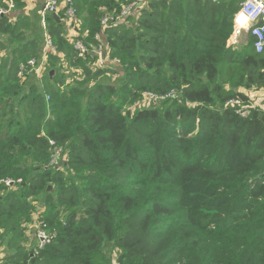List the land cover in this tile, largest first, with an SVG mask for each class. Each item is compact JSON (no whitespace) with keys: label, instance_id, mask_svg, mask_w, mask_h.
I'll use <instances>...</instances> for the list:
<instances>
[{"label":"trees","instance_id":"obj_1","mask_svg":"<svg viewBox=\"0 0 264 264\" xmlns=\"http://www.w3.org/2000/svg\"><path fill=\"white\" fill-rule=\"evenodd\" d=\"M72 1L76 35L47 16L42 91L16 75L41 44L0 18V264H264V51L229 45L244 0H147L105 27L132 0Z\"/></svg>","mask_w":264,"mask_h":264},{"label":"built area","instance_id":"obj_2","mask_svg":"<svg viewBox=\"0 0 264 264\" xmlns=\"http://www.w3.org/2000/svg\"><path fill=\"white\" fill-rule=\"evenodd\" d=\"M147 4V0H132L130 4L126 5L119 16L116 18L106 17L102 20L101 25L105 27L113 22L121 23L125 21L129 16H135L139 11H141ZM15 8V0H7L3 6H0V18L9 15V13ZM42 14L46 16L56 15L59 17L60 13L63 12L61 15L62 20H67L68 22H73V25L79 27V22L76 20V10L74 8V4L72 0H46ZM234 31L232 37L229 39V45L235 48L238 44V37L243 33H248L254 39V49L257 54H261L264 51V0H244L241 4L240 10L236 13L233 19ZM247 35V34H246ZM98 39V35L95 37ZM74 49L76 50V56L78 58L83 57L87 49L81 42H76L74 44ZM54 50L51 40L48 38L46 34V43L44 48L42 49V55L37 59H31L25 66H20L17 72V77L22 81H26L27 76H34L36 79H40L42 75L46 72L48 65H47V53H50ZM94 53L97 57L96 65L100 67L110 66L108 61L105 58V50L104 47L99 45L95 50ZM257 91L253 92L251 96L252 104L259 106V99ZM165 98H170V95L165 96ZM165 98H151L153 103L157 102V100H164ZM49 98H46V101ZM236 106H240L239 102L234 103ZM264 113V111L261 109ZM250 113L249 108L247 107H239L237 110V114L243 117H247ZM53 145V143H50ZM55 150L53 152V156L55 154ZM61 155V153H60ZM52 156V157H53ZM57 158L58 156L55 155ZM55 157H53L55 159ZM56 160V159H55ZM54 166H59L57 163ZM21 181L18 180L17 183ZM5 185L10 186L13 185L14 182L11 180H6ZM35 227L39 228V232L37 233L36 237V248L42 249L46 245L51 242V237L42 229L43 227L40 225H36ZM113 264H119L116 261Z\"/></svg>","mask_w":264,"mask_h":264},{"label":"crops","instance_id":"obj_3","mask_svg":"<svg viewBox=\"0 0 264 264\" xmlns=\"http://www.w3.org/2000/svg\"><path fill=\"white\" fill-rule=\"evenodd\" d=\"M6 1L7 0H0V2L2 3L0 6H3L6 3ZM45 2L46 0H15V8L9 13V15L5 16V19L7 20L9 24H11V26L22 27L23 29L27 28L29 30H35V34L29 35V37L31 38H28V37L26 38L30 41L35 39L38 44H41L40 57L42 55V49L44 48V45L46 43V34H47V30H46L47 16L42 14L43 13L42 10H43ZM59 20L60 22H57V23L63 26L62 33H64L65 36L71 37V36L76 35L78 31L77 30L78 27L76 28V26L73 25V22L62 20V18H59ZM77 21L78 22L80 21L79 22V26H80V23H82L81 19ZM21 31L24 32L25 34L24 30H21ZM243 34H244L243 39H245V36L247 37V35L245 33ZM243 39H240L238 37V44L233 49L237 50V48L239 47L241 48V46L245 44V42L242 43ZM102 44H104V39H102ZM44 78H45L44 74L42 75L40 79H36L34 76H27L26 82L28 80V83H25V86H28L29 83H34L37 89L39 91H42ZM255 91H257L256 93H258V96H259V99L257 100V102H259V106L264 111V88H261L260 90H252V92H250V95H252L253 92ZM240 92L243 93L245 92V90L242 89L240 90ZM34 246H36V241H35ZM0 250L4 251L3 247L0 246Z\"/></svg>","mask_w":264,"mask_h":264},{"label":"rangeland","instance_id":"obj_4","mask_svg":"<svg viewBox=\"0 0 264 264\" xmlns=\"http://www.w3.org/2000/svg\"><path fill=\"white\" fill-rule=\"evenodd\" d=\"M244 2V1H243ZM241 4H242V2H241ZM241 4H239V8L241 7ZM240 10V9H239ZM24 30L25 31V34H26V36L28 37V38H31V37H29V35H32V34H35V30H29V29H27V28H25V29H23L22 27H18V30ZM18 32V31H17ZM239 38L240 39H243L244 38V34H241L240 36H239ZM246 39H247V37L245 36V39H243L242 40V43H244V42H246ZM0 42H1V44L4 46V48H0V58L2 57V59H5L6 58V56L5 55H7L8 56V58H9V56H10V54L13 52V50H14V48H16V47H14V45L13 44H11V43H9L8 41H7V37L6 36H0ZM242 47V46H241ZM240 50V47L239 48H237V51H239ZM37 59V58H36ZM38 60V59H37ZM48 65V64H47ZM25 83H28V80H27V82L25 81ZM30 84V83H29ZM28 88V86H24V89L25 88ZM26 88V89H27ZM47 98V97H46ZM46 100V99H45ZM153 103V100H149L148 98H143L142 99V101L140 102V104H139V107H141V108H149L150 106H152L151 104ZM153 105H156V104H154L153 103ZM196 131V130H195ZM60 151L61 150H55V154H54V156L53 157H55V155L56 156H58L57 158L55 157V159L52 157V161H51V163H50V165H52V166H54L56 163L58 164L59 162H60V157H61V155H60ZM59 165V164H58ZM12 181V180H11ZM18 181V180H17ZM17 181L16 182H14V184L13 185H10V186H12L14 189H20V184H21V182L20 183H17ZM4 185H5V183H3ZM5 186H7V185H5ZM8 187V186H7ZM50 187V186H49ZM49 187H48V190H47V192L46 193H50L51 192V187H50V190H49ZM0 196H4V194H0ZM38 197H41V195L40 196H38ZM29 229H30V232H31V234H32V236H33V238L35 239H32L31 240V242H29V244H30V246H34V244H35V241L37 242V240H36V237H37V233L39 232V228H37V227H31V226H29ZM114 249H113V245L111 244V243H104L103 244V252L104 253H106L107 255H110V254H114V251H113ZM7 255V253H5L4 251H1L0 250V261L3 259V258H5V256Z\"/></svg>","mask_w":264,"mask_h":264},{"label":"water","instance_id":"obj_5","mask_svg":"<svg viewBox=\"0 0 264 264\" xmlns=\"http://www.w3.org/2000/svg\"><path fill=\"white\" fill-rule=\"evenodd\" d=\"M51 17H52L56 22H60L58 16H56V15H52ZM246 34L248 35V33H246ZM53 75H54V71L51 70V71L49 72V77L51 78ZM127 115L129 116L130 113H127ZM49 190H50V187H49Z\"/></svg>","mask_w":264,"mask_h":264}]
</instances>
